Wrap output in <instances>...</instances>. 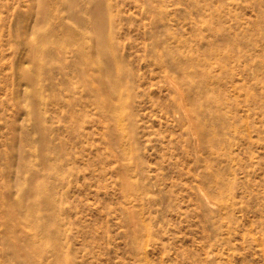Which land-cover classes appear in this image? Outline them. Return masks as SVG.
<instances>
[{
	"label": "rangeland",
	"instance_id": "374dc122",
	"mask_svg": "<svg viewBox=\"0 0 264 264\" xmlns=\"http://www.w3.org/2000/svg\"><path fill=\"white\" fill-rule=\"evenodd\" d=\"M92 3L0 0V264H264V0Z\"/></svg>",
	"mask_w": 264,
	"mask_h": 264
},
{
	"label": "bare ground",
	"instance_id": "6f19581e",
	"mask_svg": "<svg viewBox=\"0 0 264 264\" xmlns=\"http://www.w3.org/2000/svg\"><path fill=\"white\" fill-rule=\"evenodd\" d=\"M89 14L94 18V21H93V23H95V25L96 26H94V29H93V31H94V33H93V38H94V40H95V42H97V44H98V46L100 45V50H101V46L103 45V44H101L102 43V41L104 40L105 41V35H103V31H104V22H103V19H104V17H103V4H102V0H93V3H92V6L90 7V9H89ZM72 30V29H71ZM68 31V30H67ZM66 32V31H65ZM70 31H68V33H69ZM78 33V31H76V32H74L73 34H72V31H71V34L74 36V35H76ZM65 35H67L66 33H65ZM68 35H70V34H68ZM103 36H105L104 38L105 39H103ZM93 40V41H94ZM103 41V43H105ZM97 44H95L96 45V47H97ZM103 50L105 49L104 48V45H103ZM103 50H101L102 52H104ZM100 51V52H101ZM102 52L100 53V54H102ZM105 53V52H104ZM104 55V54H103ZM102 56V55H101ZM103 57V56H102ZM104 58H107V55L106 56H104ZM109 62V61H108ZM111 62V61H110ZM106 67V66H105ZM111 67V66H110ZM109 71H110V68L108 69ZM107 71V70H106ZM109 73V72H108ZM111 74L113 73V72H110ZM110 73H109V75H110ZM111 77V76H110ZM115 77V76H114ZM203 77V76H202ZM203 78H205V77H203ZM109 79H111V78H109ZM112 79H113V76H112ZM113 80H115V78L113 79ZM116 80H117V77H116ZM103 83V82H102ZM111 83V82H110ZM115 82L113 81V83L112 84H114ZM104 84V83H103ZM104 85H106V84H104ZM192 88V87H191ZM188 91L190 92V93H188V95L190 96V99H192V103H194L195 104V102H196V98H198V90H194L193 88L192 89H188ZM193 91V92H192ZM195 98H194V97ZM183 97V99H185L186 100V97H187V93L185 94V95H183L182 96ZM220 99V98H219ZM31 100H34V98H32ZM218 100V99H217ZM215 104H217V103H215ZM111 105V104H110ZM113 106V105H112ZM217 106H218V104H217ZM216 106V107H217ZM38 121H36L35 122V124H34V127L32 128V131L34 132V133H36V132H38V133H40L41 132V130H40V121H39V119H37ZM223 122H227V121H223ZM219 123V122H218ZM227 124V123H226ZM225 124V125H226ZM219 125V124H218ZM227 127V126H226ZM229 127V126H228ZM222 128H223V126H222ZM229 129V128H228ZM248 129V128H247ZM226 130V129H225ZM249 130V129H248ZM247 130V131H248ZM229 131V130H228ZM239 132V131H238ZM250 132V131H249ZM245 133V132H244ZM241 134V133H240ZM247 134V133H246ZM245 135V134H244ZM242 136V135H241ZM249 136V135H248ZM248 136L246 137V138H248ZM243 137H241V139H242ZM242 141V140H241ZM249 141V140H248ZM45 147H46V143H45V139L42 137V135H37L36 136V143H35V150L37 149V151H34L33 153H34V155H35V157H36V164H41L42 163V161L44 160V158H45V156L41 153V150H44L45 149ZM47 149V148H46ZM209 152H211V151H209ZM45 153H46V151H45ZM210 156H212L211 154H210ZM209 158V157H208ZM208 158H207V162L209 161L208 160ZM38 162V163H37ZM36 164H32V167H30V169L31 170H35L34 168H35V166H36ZM43 164V163H42ZM44 165V164H43ZM42 165V166H43ZM205 167V166H204ZM206 169V168H205ZM214 171H216V170H214ZM217 172V171H216ZM220 172H221V170H220ZM219 174H221V173H219ZM213 175H218L217 173L215 174H213ZM13 176V175H12ZM219 176V175H218ZM234 181H232V183H233ZM41 183H43V182H41ZM40 183V184H41ZM231 183V182H230ZM231 183V184H232ZM235 183V182H234ZM228 184V183H227ZM43 184H41V186H42ZM38 186V185H37ZM229 186V185H228ZM232 187H234V186H230V189L231 190H233L234 188H232ZM32 188H34V187H32ZM40 190V188H38V187H36V188H34V190L32 191L33 192V194L35 193V194H37L38 193V191ZM40 193H41V191H40ZM34 194V195H35ZM42 194V193H41ZM233 196V195H232ZM232 196H230V198L229 199H231L232 200ZM230 202V201H229ZM5 203V202H4ZM2 204H3V202H2ZM230 204V203H229ZM7 205H9V203L7 204ZM3 206H4V204H3ZM231 206V205H230ZM6 208H7V206H5ZM229 207V206H228ZM231 208V207H230ZM1 209H4L3 207L1 208ZM7 210V209H6ZM6 210H4V211H6ZM9 210V209H8ZM3 211V210H2ZM13 211H15V208H14V210ZM11 209L9 210V212L11 213V216H12V219H11V221L9 222V226L12 228V232H15V231H17V229H19V227H21L20 228V231L22 232V233H28L27 234V236H24V235H22V236H20V239H22V238H24L25 239V241H28V243L29 242H34V244H35V246H34V253L33 254H24V258L22 259V261L20 262V264H62V262H66L65 260L67 259V257H66V259H64V257L62 256V251L60 252V250H62L61 248H60V245H58L57 243H56V241L55 240H57V238L54 240V237L55 236H57L58 237V234L56 235V233H59V232H57V231H53L54 229H52V230H50L49 228V225H47V227H49L48 229L49 230H45V224H43V226H40V224L39 223H31V221H32V219L29 221L28 219H25L26 221H22V222H20L19 220H18V218L19 217H21L17 212H13ZM259 211V210H258ZM4 213V212H3ZM10 213H9V215H10ZM258 213H260V212H258ZM5 215V214H4ZM8 215V214H7ZM6 218H8V217H6ZM262 219H263V217H262ZM17 220V221H16ZM7 221V220H6ZM9 221V220H8ZM18 224H16V223ZM134 222V221H133ZM6 223V222H5ZM22 224H24V226H20V225H22ZM32 225V227H30L31 228V230L30 231H27V230H25V226H27V225ZM5 226H6V224H5ZM41 227H43L44 228V231H45V234H44V232L42 231L43 229H41ZM60 227V226H59ZM6 228V227H5ZM8 228V227H7ZM7 228H6V230H7ZM52 228V227H51ZM135 228V223L133 224V229ZM47 229V228H46ZM59 229V228H58ZM60 229H61V227H60ZM5 230V231H6ZM57 230V229H56ZM8 231V230H7ZM47 231V232H46ZM11 231H10V229H9V232H7L6 234H5V237H7L8 236V234L10 233ZM43 232V233H42ZM264 235H261V238H260V240L261 239H264V237H263ZM8 243H9V245H11L12 247H13V245H15L16 244V242L14 243V244H12L13 242L12 241H14V240H11V239H9L8 238ZM58 241V240H57ZM138 241V240H137ZM59 243V242H58ZM138 243V242H137ZM60 244V243H59ZM143 249V248H142ZM18 248H12L11 249V252H10V254H8L9 255V257L10 258H12V257H14V256H17V253H18ZM137 251L138 250H140V248L139 249H136ZM142 251V250H141ZM31 253V252H30ZM66 253V252H65ZM66 255V254H65ZM144 255H145V251H144ZM138 256H140V255H138ZM143 256V255H142ZM9 258V259H10ZM64 259V260H63ZM69 259H71L70 257H69ZM69 259H67V260H69ZM143 262V261H142ZM67 263H69V262H67ZM71 263V262H70ZM74 263V262H73ZM72 263V264H73Z\"/></svg>",
	"mask_w": 264,
	"mask_h": 264
}]
</instances>
